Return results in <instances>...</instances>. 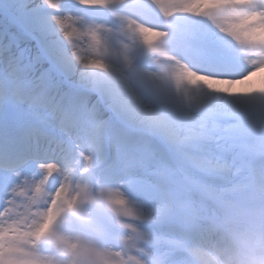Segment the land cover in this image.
Wrapping results in <instances>:
<instances>
[{"label": "snow or ice", "instance_id": "snow-or-ice-1", "mask_svg": "<svg viewBox=\"0 0 264 264\" xmlns=\"http://www.w3.org/2000/svg\"><path fill=\"white\" fill-rule=\"evenodd\" d=\"M0 264H264V0H0Z\"/></svg>", "mask_w": 264, "mask_h": 264}]
</instances>
